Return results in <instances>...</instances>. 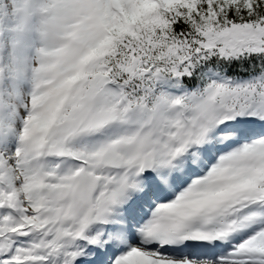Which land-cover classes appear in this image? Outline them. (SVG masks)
<instances>
[{
	"label": "snow or ice",
	"instance_id": "1",
	"mask_svg": "<svg viewBox=\"0 0 264 264\" xmlns=\"http://www.w3.org/2000/svg\"><path fill=\"white\" fill-rule=\"evenodd\" d=\"M0 264H264V0H0Z\"/></svg>",
	"mask_w": 264,
	"mask_h": 264
},
{
	"label": "clouds",
	"instance_id": "2",
	"mask_svg": "<svg viewBox=\"0 0 264 264\" xmlns=\"http://www.w3.org/2000/svg\"><path fill=\"white\" fill-rule=\"evenodd\" d=\"M4 2H5V3H7V2H8V0H4ZM9 7H10V4H9Z\"/></svg>",
	"mask_w": 264,
	"mask_h": 264
}]
</instances>
